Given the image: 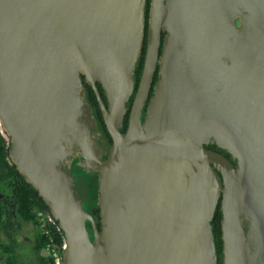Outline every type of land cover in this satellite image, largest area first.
Masks as SVG:
<instances>
[{"label":"water","instance_id":"water-1","mask_svg":"<svg viewBox=\"0 0 264 264\" xmlns=\"http://www.w3.org/2000/svg\"><path fill=\"white\" fill-rule=\"evenodd\" d=\"M147 4L0 0L7 161L60 264H264V0Z\"/></svg>","mask_w":264,"mask_h":264},{"label":"trees","instance_id":"trees-1","mask_svg":"<svg viewBox=\"0 0 264 264\" xmlns=\"http://www.w3.org/2000/svg\"><path fill=\"white\" fill-rule=\"evenodd\" d=\"M149 2L146 7V16L148 17ZM146 52V39L143 45V50L140 58L139 66L136 70V83L134 93L137 90L138 83L141 77L143 63L145 59ZM158 79V73L156 71L154 77V83ZM90 93V101L93 104V107L98 113L99 119L102 123V116L99 110L97 99L94 95L93 90L87 86ZM99 92L106 104V99L103 94L102 88L98 85ZM153 90V89H152ZM152 90L150 97L152 96ZM133 96L130 98V101L127 103V106L130 108L132 105ZM145 114V109L143 115ZM128 116L129 112L125 116L124 126L122 132L124 133L128 127ZM108 140L111 144V139L109 136ZM206 149L222 154L224 157L231 161L230 155L225 151L219 149L215 144H209L206 146ZM233 165L235 162L231 161ZM46 206L42 198L39 197L38 193L31 189V187L25 182L24 178L20 176L15 167L10 165L7 161L6 156V141L0 134V233L6 235V243L0 241V264H16L13 257V250L18 246L17 240L13 234H15L14 228L18 226L15 220L18 221L19 218L22 220V223L25 225L31 223L36 228V235L34 241V250L36 252L45 251L46 245L48 243H53L57 247L62 244L63 237L62 234L57 230L56 225L52 223H47L46 227L41 228L38 219H40V214L46 213ZM93 219L98 227L100 226V210L98 207H94L91 211ZM221 220L222 214L220 211V204H218L214 215H213V232L215 237V247L217 253V264H222V232H221ZM17 225V226H16ZM20 226V225H19ZM48 232V233H46ZM40 264H56L54 259L51 256L40 257Z\"/></svg>","mask_w":264,"mask_h":264},{"label":"rangeland","instance_id":"rangeland-1","mask_svg":"<svg viewBox=\"0 0 264 264\" xmlns=\"http://www.w3.org/2000/svg\"><path fill=\"white\" fill-rule=\"evenodd\" d=\"M94 190L95 185L92 182L91 192ZM15 222L18 224V226L16 225V229L14 228L12 231L15 232L13 235L17 240L18 246L14 248L12 254L16 264H40V257L48 256V254L46 251H41L39 253L34 250V241L37 231L36 228L31 223L24 225L20 218L18 221L15 220ZM38 222L40 223V219H38ZM0 241L2 243L8 242L6 235L3 233H0Z\"/></svg>","mask_w":264,"mask_h":264},{"label":"built area","instance_id":"built-area-1","mask_svg":"<svg viewBox=\"0 0 264 264\" xmlns=\"http://www.w3.org/2000/svg\"><path fill=\"white\" fill-rule=\"evenodd\" d=\"M40 225L41 228H45L47 223L49 222L47 214H40ZM50 223V222H49ZM48 233V232H46ZM45 251L47 252V254L49 256H51L56 264H60L59 258H60V254H59V247H57L56 245H54L53 243H48L46 245Z\"/></svg>","mask_w":264,"mask_h":264}]
</instances>
